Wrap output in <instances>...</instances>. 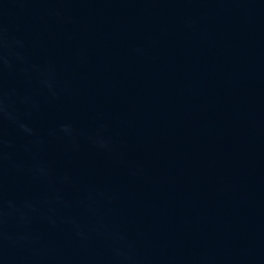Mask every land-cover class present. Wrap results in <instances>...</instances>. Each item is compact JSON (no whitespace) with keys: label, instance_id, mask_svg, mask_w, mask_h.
I'll list each match as a JSON object with an SVG mask.
<instances>
[{"label":"water","instance_id":"95a60500","mask_svg":"<svg viewBox=\"0 0 264 264\" xmlns=\"http://www.w3.org/2000/svg\"><path fill=\"white\" fill-rule=\"evenodd\" d=\"M0 264H264V0H0Z\"/></svg>","mask_w":264,"mask_h":264}]
</instances>
